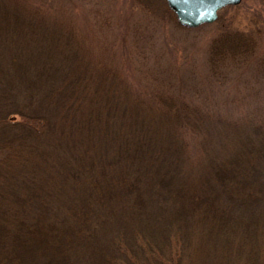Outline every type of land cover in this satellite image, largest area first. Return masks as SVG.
<instances>
[{
  "label": "rangeland",
  "instance_id": "rangeland-1",
  "mask_svg": "<svg viewBox=\"0 0 264 264\" xmlns=\"http://www.w3.org/2000/svg\"><path fill=\"white\" fill-rule=\"evenodd\" d=\"M9 1L20 4L23 17L26 19L21 18V16L19 19L18 16L13 22L15 25L24 24L25 36L33 35L32 28L33 26L37 28L39 23V21L37 23L32 21L31 14H33L38 18L40 17V20H43L45 24H49L52 29L55 27L59 31L61 28L66 30L72 41L77 39V42L74 41L77 43V52L84 58L79 59L87 62L88 74L78 84L71 82L65 89V93L56 86H52V89L49 87L52 98L47 97L46 106H36L35 102H32L34 100L26 95L24 87L11 92L10 84L6 85V92L9 93V104L4 109L0 106V144L4 139L7 146L0 150V164L3 162L2 165L6 169L9 166H15L22 168L25 172L22 176H18L16 172L11 173L9 170V181L0 185V198L3 197L0 200H6L8 197L12 200L7 206L0 207V229L5 226L6 232L10 233L7 235H14L17 229L16 225L20 226L26 223V217L32 212L30 200L26 201L23 210L16 209L14 211V205L19 201L21 195L27 200L33 193L34 186H28L27 190L22 188L24 185H28V180L35 172L36 178L40 177L42 173L49 176V173L44 171L45 161L48 160L47 165L51 167L50 171H54L53 175L55 174L59 179H57L56 187L59 189L53 192L54 197L58 199L62 191L66 190L67 192L68 189L71 194H74L73 198L76 200L73 207L78 208L77 211L72 209L70 211L74 213L87 212L85 215L87 219L77 223L79 227L81 224L84 225H82L83 232L79 234L80 243L74 245L75 248L77 247L73 249L75 251L73 253L74 264H94L104 259L105 256H113L109 248H104L107 243L118 241L120 238H125L129 243L134 240L135 235H141L142 232L147 237L153 234L151 241L154 245H158L160 256L152 262L151 258L147 256V252L139 254L137 250L136 257L138 260L136 264H163V262L172 264L175 259L172 257L174 254L179 255V264H243L244 261L238 259V254H235L232 262L222 259L228 256L226 250H222L224 252L221 256V251L214 255L215 251L218 250V244L208 241L206 234H212L214 239L215 223H211L209 226H198V234L193 226L187 227L183 220L175 218V212L180 208L179 202H166L167 204L162 206L160 214L153 217L154 214L151 212H155V209L147 210L146 215H144L145 213L141 212L140 214L139 212L143 206L138 208L142 205L141 203L154 199V196L147 195V192L142 197L143 201L137 206L135 204L138 200L134 197L137 193L136 190H127L128 197H125L126 199L118 196L115 200H111L109 206L106 198L102 199L101 197L100 199L99 193V196L95 197L93 187L90 188V186H95L96 192H100L104 181L99 179V183H94L92 173L96 174V170L91 171L84 168H88L87 166L93 164L94 161L98 162L96 158H91L98 155L96 151L98 142L96 136H92L97 134L95 129L98 127L92 128L89 132L85 130L80 138L77 131L73 133L70 128L66 129L70 118L75 115L79 108L85 106L83 100L90 84L92 85L90 89L93 92V97L91 98L92 102L87 106L98 107L100 104L99 106H102L104 111L115 108L111 101L101 102L97 96L94 97L103 66L114 72L117 71L116 79L114 77L109 82L107 81L109 89L115 90L116 80L122 74L127 77V81L129 80V88L137 86L139 93H151L152 90L155 91V89L160 88L167 90L169 94L179 99V106L172 105L162 108V111L146 122V126L153 120H160L162 115H166V112L175 118V113L178 110L187 109L186 106L195 109L200 115V120L205 119L206 122L215 120V124L216 120L224 123L223 119H225L230 123H225L229 127L237 123H234V120L237 119L250 118L251 115L264 116V0H240L237 5L223 8L218 13L214 23L195 29H185L175 25L173 21L167 18L168 12L161 6L160 0ZM0 2L5 3L6 0ZM229 30L250 36L254 41V51L246 61L228 62L225 66L212 67L208 62L209 44L220 33ZM18 42L21 51L16 50L9 54L3 51L5 46H0L1 60L7 67L8 74L13 76H15L18 68L16 62L26 60L24 59L26 56L23 55L24 48L31 47L35 51L34 47L38 43L36 40L31 45H26L22 39ZM0 43L6 45V42L2 40ZM44 48L46 57L44 55L43 58L50 60L47 49L45 46ZM40 51L43 55L41 47ZM8 59H12L16 64L7 65ZM33 76L36 81V72ZM92 76L94 80L89 81ZM35 86L38 88V91H35L38 97L48 93V90L40 86V83ZM121 96L123 94L117 95L118 98ZM147 100L150 106L152 101L149 98ZM118 101L119 104L122 103V100ZM27 103L29 106H26ZM19 110L26 116L38 115L36 124L42 127L46 125L43 128L45 130H40L42 128L35 126L30 130L29 135L23 133L25 130L23 121L17 116H10L18 114ZM96 113L92 109L91 114L95 115ZM21 115L23 114L21 113ZM189 117L194 119L192 115ZM7 118L9 120L14 118L16 122L11 123ZM5 120L9 124H6ZM17 122L19 123L17 124ZM166 123L170 124L169 121ZM179 125H183L181 120H179ZM100 126L103 129L105 127L104 123ZM189 129L194 131L195 128L190 127ZM104 130L105 136L111 134L117 143H121L124 139L121 124L118 123L117 119L110 120ZM241 130L235 129L238 132H242ZM58 134L61 137L60 141L58 139L53 140L52 138ZM105 136L104 138L107 140ZM193 138L190 137L189 140L182 138L186 145L183 144L182 146L184 154L180 156L179 165L184 174L188 170L191 172L193 167L195 169L193 157L198 150H195L194 147L199 141V137ZM13 140L16 143L17 140L27 143H24V146L16 145ZM76 140H79L80 144L74 143ZM36 145L39 147L36 148ZM40 145H42V149ZM24 148L25 151H23ZM16 151L24 157L28 155V161L26 163L24 161L19 166L16 161H11L13 156L7 160L8 156ZM85 152L87 154L83 156ZM42 154H45L44 162L41 161L44 158ZM101 155L105 156L104 153ZM35 162L36 171L32 165ZM186 162L190 165L186 166ZM66 170L67 173H65ZM126 172L121 170L118 174L112 175L111 183L115 182V186H121L123 190L124 186L122 185H129L139 175L131 173L129 169H126ZM63 180L65 186L62 185ZM193 184L191 180V185L193 186ZM108 190L109 188L106 187V191ZM173 226L178 234L170 239L169 248L173 249L174 254H169L167 249L165 251L160 246L159 241L156 240L159 237H168ZM165 239L167 240V238ZM5 241L8 242L7 239ZM173 241H177V243ZM171 242L173 243L171 244ZM4 244V239L0 240L1 254L4 252ZM124 262L125 259L123 258L116 263Z\"/></svg>",
  "mask_w": 264,
  "mask_h": 264
},
{
  "label": "trees",
  "instance_id": "trees-1",
  "mask_svg": "<svg viewBox=\"0 0 264 264\" xmlns=\"http://www.w3.org/2000/svg\"><path fill=\"white\" fill-rule=\"evenodd\" d=\"M160 2L168 12L167 18L177 25L164 1L160 0ZM20 16L24 18L20 4L9 0H6L5 3L0 2V20H2L0 22V41L6 42L7 45L0 43V46H5L3 51L8 54L16 50L21 51L18 42L20 39L26 45L38 41L34 47L37 52L31 47L24 48L23 55L26 56L24 58L26 60L16 62L18 68L15 76L8 74L7 67L4 66L0 57V106L2 109L9 104V93L6 92L7 84H10L11 92L24 87L26 95L34 100L32 102H35L36 106H46L47 97L52 98L49 93L52 86L60 88L65 93V89L71 82L78 84L88 74L87 62L80 60L84 58L77 52L78 47L75 43L77 39H74L75 42L72 41L66 30L61 28L62 31H59L55 27L52 29L49 24H45L43 20H40V17L33 14H31L32 21L34 23L39 21V23L37 28L33 26V35L25 36L24 24L15 25L13 22L17 17L20 19ZM43 45L47 49L50 60L43 58L44 55L46 57ZM253 51L254 41L250 36L238 31H224L210 42L208 62L212 67H219L225 66L228 62L246 61ZM16 63L12 59H8L6 64L14 65ZM35 72L37 82L33 76ZM116 72L105 66L102 67L98 89L94 95L101 102L111 101L115 108L107 110L104 106L106 109L104 111L103 107L99 106L100 104L98 107L87 106L92 102L91 98L93 97L90 84L83 100L85 106L79 108L70 118L66 129L70 128L73 133L77 131L80 138L85 130L89 132L92 128L98 127L95 129L97 134L92 135L96 136L98 142L96 147L98 155L91 157L96 158L98 162L94 161L93 164L87 166L88 168H84L85 170H96L97 175L92 173L94 183H99V179L104 181L100 192H96L95 186H90V188L93 187L94 196H99V193L100 199L101 197L102 199L106 198L109 206L111 200H115L118 196L128 197L127 190H136L137 193L134 197L138 200H135L137 206L143 201L142 197L147 192V195L154 196V199L141 203L142 205L138 208L143 206L139 211L140 214L141 212L147 213L149 209H155V212H151L154 214L153 217L160 214L162 206L167 204L166 202H179L180 208L175 212V218L183 220L187 227L191 225L198 232V226H209V224L215 223L214 239L212 234H206L208 241L218 244V250L214 255L221 251V256L224 252L222 250H226L228 256L222 258L226 261L232 262L235 254H238V259L244 261L243 264H264V116L251 115L250 118L237 119L234 120V123H237L229 127L226 124L230 123L225 119H223L224 123L216 120L215 124V120L210 122H206L205 119L200 120L198 112L186 106L187 109L178 110L175 113V118L166 112V115H162L160 120H153L146 126V122L162 111V108L172 105L179 106V99L169 94L167 90L160 88L152 90L151 93H139L137 86L129 88V80L127 81V77L122 74L116 80L115 90L109 89L107 81L109 82L114 77L116 79ZM93 80L92 76L89 81ZM39 83L40 86L48 90V93L40 95V97L35 93L38 91L35 85ZM116 93L117 95L123 94V96L118 98ZM148 98L152 101L150 106ZM118 100H122V103L119 104ZM26 106L29 104L27 103ZM92 109L97 112L95 115L91 114ZM187 110L189 111L187 112ZM19 111L18 114L10 116H17L23 121L25 128L23 133L29 135L30 130L35 126L42 128L40 130H45L43 128L46 125L42 127L36 124L38 115L32 114L29 117L21 110ZM186 113L187 115H185ZM189 115H192L194 119ZM112 119H117L121 124L124 135L121 143H117L111 134L105 136L104 129ZM7 120L11 123L16 122L14 118L10 120L7 118ZM165 120L170 124L164 122ZM179 120L183 122V125L178 126ZM8 121L4 122L9 124ZM173 121H175L174 124ZM102 123L105 125L104 129L100 126ZM190 127H194V131L189 129ZM235 129H242V132L235 131ZM195 135L199 137V141L194 147L195 150H198L193 157L195 169L191 166L193 167L191 172L188 170L184 174L179 165L180 156L184 154L182 146L186 145L182 138L189 140L190 137H196ZM59 136L60 134L52 139L60 141L61 137ZM2 141L0 150L7 146L6 140ZM13 141L16 145L21 144V146L27 143L22 140H17V143L15 140ZM74 143L80 144V141L76 140ZM36 146L34 147H39V145ZM40 147L43 148L42 145ZM103 153L105 156L101 155ZM86 154V152L83 153V156ZM11 157V161H16L19 166L24 161L25 163L28 161V155L24 157L17 151L8 156L7 160ZM41 161H45V156ZM1 163L3 164V162ZM45 163L44 171L49 173V176L42 173L40 177L36 178L35 172L28 180V185H24L22 188L27 190L28 186H34L33 193L27 200L21 195L20 202L17 201L13 208L14 211L16 209L23 210L26 201L30 200L32 212L26 217V223L20 226L16 225L17 229L14 235H7L10 233L6 232L5 226L0 229V240L4 239L5 242L4 252L0 253V264H74L73 253L75 251L73 249L77 248L74 245L80 243L79 234L83 232L82 225H84L81 224L79 227L77 223L87 219L85 216L87 212H73L78 208L73 207L76 200L73 198L74 194H71L68 189L67 192L63 190L58 199L54 197L53 192L59 189H56L58 178L55 174L53 175L54 171H50L51 167L47 165L48 160ZM2 164H0V185L9 181V170L11 173L16 172L18 176H22L25 172L22 168L15 166H9L7 171ZM186 164V166L190 165L187 162ZM32 165L36 171V162ZM25 169L27 170L26 166ZM126 169L139 175L129 185H122L124 186L122 190L121 186H115V182L111 183V176L118 174L121 170L126 172ZM191 180L194 183L193 186ZM64 183L63 180L62 185L65 186ZM106 187L109 188L108 191H106ZM2 198L1 196L0 199ZM11 202L10 197L0 200V207L7 206ZM142 233L135 235L134 240L129 243L125 238L107 243L104 248H109L113 256H105L104 259L94 264H104L105 262V264H117L116 262L123 258L126 263L121 264H136L137 250L139 254L147 252V256L153 262L160 256L158 245H154L151 241L153 234L147 237ZM177 234L178 232L173 226L168 237H159L156 241H159L160 246L165 251L167 249L169 254H174L173 249L169 248V244L170 239ZM6 239L8 242L5 241ZM173 242L177 243V241ZM172 257L176 259L172 261V264H179V255L174 254ZM111 259L113 260L111 261ZM163 264H168V262H163Z\"/></svg>",
  "mask_w": 264,
  "mask_h": 264
},
{
  "label": "water",
  "instance_id": "water-1",
  "mask_svg": "<svg viewBox=\"0 0 264 264\" xmlns=\"http://www.w3.org/2000/svg\"><path fill=\"white\" fill-rule=\"evenodd\" d=\"M165 2L180 26L193 29L213 23L220 9L237 5L240 0H165Z\"/></svg>",
  "mask_w": 264,
  "mask_h": 264
}]
</instances>
